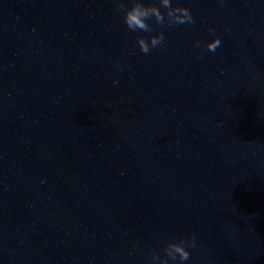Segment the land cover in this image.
Masks as SVG:
<instances>
[{"label":"water","instance_id":"95a60500","mask_svg":"<svg viewBox=\"0 0 264 264\" xmlns=\"http://www.w3.org/2000/svg\"><path fill=\"white\" fill-rule=\"evenodd\" d=\"M0 264H264V0H0Z\"/></svg>","mask_w":264,"mask_h":264}]
</instances>
